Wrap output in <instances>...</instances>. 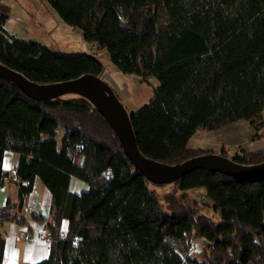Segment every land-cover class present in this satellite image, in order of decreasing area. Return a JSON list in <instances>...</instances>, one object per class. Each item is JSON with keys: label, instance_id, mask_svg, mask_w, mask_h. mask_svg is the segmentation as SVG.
Listing matches in <instances>:
<instances>
[{"label": "trees", "instance_id": "16d2710c", "mask_svg": "<svg viewBox=\"0 0 264 264\" xmlns=\"http://www.w3.org/2000/svg\"><path fill=\"white\" fill-rule=\"evenodd\" d=\"M47 2L88 43L106 49L121 72L155 78L151 99L130 112L142 155L173 165L207 152L238 164L264 162V149L187 147L197 130L238 119L254 128L251 138L264 131V0ZM161 9L168 22L160 28ZM10 13L0 0V63L42 84L82 74L103 79L94 53L64 54L11 35L4 28ZM64 96L32 99L0 75V186L11 179L18 190L15 201L0 205V264L4 223L26 225L22 209L38 177L52 195L50 251L30 264H264V174L195 168L158 194L149 184L159 183L127 157L95 104L82 94ZM6 150L20 155L13 177L2 167ZM72 176L87 188L72 192ZM194 192L211 201L219 221L199 214ZM194 238L202 241L199 256L190 254Z\"/></svg>", "mask_w": 264, "mask_h": 264}, {"label": "crops", "instance_id": "0c3cea01", "mask_svg": "<svg viewBox=\"0 0 264 264\" xmlns=\"http://www.w3.org/2000/svg\"><path fill=\"white\" fill-rule=\"evenodd\" d=\"M11 14V13H10ZM12 14L8 17L7 21L4 24V28L7 32L11 35L16 36L18 38L20 34L27 36L25 30L19 31L20 34L16 33L15 29L18 25V22L11 19ZM59 18V17H58ZM17 22V23H16ZM58 25L62 24L63 32L69 29L67 25L68 23H64L60 18L58 20ZM15 24V25H14ZM57 32V31H56ZM24 39V38H23ZM37 41V40H36ZM86 41V40H85ZM42 45L49 47L53 50L52 45L47 43H42L37 41ZM87 42V41H86ZM56 43V42H55ZM59 46V44H57ZM87 46L90 47V52L94 53L103 63L104 69V60L102 56L105 58H110L106 49H97V46L93 43H88ZM54 51V50H53ZM112 70L119 71L118 68L115 66L113 68L109 64ZM106 74V69L104 75ZM103 75V78H104ZM105 79V78H104ZM119 98L121 101L126 105L125 100H127L128 96L125 95L123 92L116 90ZM138 109H131L129 112H135ZM264 114V108L262 110ZM242 119H238L236 121H232L230 123L224 124V126L213 128L212 130L201 129L197 130L195 133L191 135L189 141L187 143L188 148H198L199 143L200 149L210 150V151H218L223 147L228 148L229 150L234 149L235 147H242L244 150L251 152L256 150H263L264 144L261 143L264 140V131L258 132L257 138H251L254 135L255 130L254 128L248 124L249 129L247 130L246 135H242L241 127L244 124L241 122ZM243 124V125H242ZM196 145V147H193ZM205 145V146H203ZM4 158L2 161V167L9 173L10 177H13L16 170V165L18 163L20 155L15 151L6 150L4 152ZM79 162V160H76ZM85 183V184H84ZM78 179L76 176H72L69 181L68 188L72 192H80L85 190L86 182ZM17 185L15 181L11 179H6L5 182L0 186V205L6 203V201H15L17 198ZM52 195L51 191L46 188L45 184L41 180V178H36L34 181L33 191L29 193L27 198L25 199V205L22 209L23 215L28 217L26 225H19L13 222H6L4 223L3 228V237L5 238L4 244V252L2 255V264H30L36 263L41 261L48 256L50 248H49V239L46 236V229H45V221L50 218V207L52 203ZM31 212L34 213H41L43 216L42 220L36 221L33 218L29 217ZM69 223L66 219L61 221V235L64 234L68 230ZM26 228V231L29 235L39 236L42 234L45 236L43 239H32V238H20L18 237V233L23 229Z\"/></svg>", "mask_w": 264, "mask_h": 264}, {"label": "water", "instance_id": "95a60500", "mask_svg": "<svg viewBox=\"0 0 264 264\" xmlns=\"http://www.w3.org/2000/svg\"><path fill=\"white\" fill-rule=\"evenodd\" d=\"M0 75L18 84L32 99L46 100L69 92L87 97L113 127L127 157L134 162L150 182L155 184L173 182L188 174L192 169L202 167L247 178L264 174V162L252 165L238 164L231 158L223 157L216 152H207L176 165L165 164L145 157L138 150L130 112H127L124 104L108 82L94 74H82L80 77L69 80L42 84L30 81L22 73L0 63Z\"/></svg>", "mask_w": 264, "mask_h": 264}, {"label": "rangeland", "instance_id": "374dc122", "mask_svg": "<svg viewBox=\"0 0 264 264\" xmlns=\"http://www.w3.org/2000/svg\"><path fill=\"white\" fill-rule=\"evenodd\" d=\"M1 1L10 6L12 14L11 19L18 22L15 32H18L20 34L22 32L21 29L26 31L27 36L20 34L19 37L26 40L35 39L42 43L50 44L52 45L54 51L57 50L64 54H79L82 52H90V47L87 46V42L84 39L82 29L79 27L75 28L71 25H67L69 26V29L63 32L62 24L58 25L57 23L59 20V16L57 12H55L49 6L47 0ZM158 19V25L160 28L167 24L168 19L164 10H160V12L158 13ZM57 44H59V46H57ZM102 59L104 60L106 69V74L104 75L105 79L103 78V80H106L108 82V84L112 87L113 91L116 94V90L118 89L128 96L127 100H125L127 106H125V104L121 101L128 113L129 110L140 109L141 106L148 103L153 95V88L157 86L155 78L151 77L147 78V80L145 81H142L139 77L132 73H123L119 69V71L115 72L109 66L110 64L113 68H115L110 58L107 59L102 56ZM64 95V97H70L75 96V93L69 92L65 93ZM241 122L244 124V126L241 127L242 135H246L247 130L249 129L247 124L248 122L244 119H242ZM62 134L63 129L60 128L58 140ZM261 143L264 144V140ZM201 144L202 141L201 143H199L198 148L196 147V145H193V147H196L195 149H200ZM238 148H240V146L235 147L231 150L228 149V151L230 154H234ZM171 185L172 184L170 183L156 185L149 184L150 188L157 191L158 194L167 192L168 189H170ZM194 194L201 206L199 209V214H205L208 217H211L215 222L219 221L221 217L218 210H214L211 201L206 198L203 192H194ZM192 242L193 243L190 249V254H192L193 256H199V252L202 247V241L199 238H194Z\"/></svg>", "mask_w": 264, "mask_h": 264}, {"label": "built area", "instance_id": "2783aa9c", "mask_svg": "<svg viewBox=\"0 0 264 264\" xmlns=\"http://www.w3.org/2000/svg\"><path fill=\"white\" fill-rule=\"evenodd\" d=\"M18 237L20 238H32V239H43L45 236H43L42 234H40L39 236H33V235H29L26 231V228H23L19 233H18Z\"/></svg>", "mask_w": 264, "mask_h": 264}]
</instances>
